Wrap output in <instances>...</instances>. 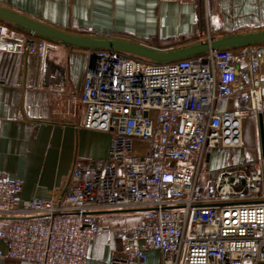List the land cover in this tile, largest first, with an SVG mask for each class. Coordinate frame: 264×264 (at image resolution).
<instances>
[{"label": "built area", "instance_id": "2783aa9c", "mask_svg": "<svg viewBox=\"0 0 264 264\" xmlns=\"http://www.w3.org/2000/svg\"><path fill=\"white\" fill-rule=\"evenodd\" d=\"M8 26L0 21V37ZM206 21L199 41L214 39ZM33 34L13 47L36 52ZM79 97L82 128L114 136L102 166L75 160L66 186L20 201V181L0 173V232L7 259L86 264L97 216L140 215L110 264H264V176L218 158L243 146L262 114L264 44L210 50L168 63L113 50L89 52Z\"/></svg>", "mask_w": 264, "mask_h": 264}, {"label": "crops", "instance_id": "0c3cea01", "mask_svg": "<svg viewBox=\"0 0 264 264\" xmlns=\"http://www.w3.org/2000/svg\"><path fill=\"white\" fill-rule=\"evenodd\" d=\"M206 3L215 38L264 29V0ZM0 5L70 33L119 37L160 50L198 42L206 29L192 0H0ZM21 34L8 27L0 37V173L20 181L19 200L29 201L63 191L75 160L102 166L114 136L82 128L79 97L89 52L46 41L27 53L13 47ZM262 85L263 111L245 121L242 148L212 166L231 162L264 176V69ZM139 219L135 213L97 216L100 232L86 264H110L121 250L114 231L127 235ZM1 231H9L6 218H0ZM5 252L0 240V253ZM147 263L161 264L160 253L148 251ZM0 264L34 263L0 256Z\"/></svg>", "mask_w": 264, "mask_h": 264}, {"label": "water", "instance_id": "95a60500", "mask_svg": "<svg viewBox=\"0 0 264 264\" xmlns=\"http://www.w3.org/2000/svg\"><path fill=\"white\" fill-rule=\"evenodd\" d=\"M0 21L25 34L65 47L85 50H113L129 54L152 63H168L199 56L210 50H234L264 44V29L223 35L212 40H203L174 49L160 50L132 40L97 35L74 34L0 5ZM260 142L263 134L260 123Z\"/></svg>", "mask_w": 264, "mask_h": 264}, {"label": "rangeland", "instance_id": "374dc122", "mask_svg": "<svg viewBox=\"0 0 264 264\" xmlns=\"http://www.w3.org/2000/svg\"><path fill=\"white\" fill-rule=\"evenodd\" d=\"M194 3H196L197 5H199L200 7V10L202 11V24L205 22V21H208L209 24L211 25L212 28L216 27L214 24H213V15L212 13L210 12V15H208V12H207V0H192ZM209 1V0H208ZM210 5H208V8H209ZM8 26V25H7ZM9 27V26H8ZM218 160H220L218 158Z\"/></svg>", "mask_w": 264, "mask_h": 264}]
</instances>
